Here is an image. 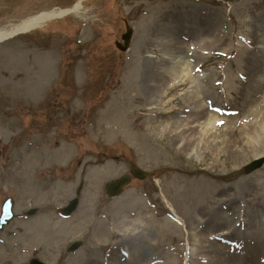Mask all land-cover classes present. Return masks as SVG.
Masks as SVG:
<instances>
[{"label":"rangeland","instance_id":"obj_1","mask_svg":"<svg viewBox=\"0 0 264 264\" xmlns=\"http://www.w3.org/2000/svg\"><path fill=\"white\" fill-rule=\"evenodd\" d=\"M78 2L0 42V206L14 201L0 264H189L192 248L215 264H264V150L246 130L258 115L245 118L264 97V0H0V29ZM171 66L191 73L167 91L154 72ZM195 113L202 141L186 150L175 133ZM229 227L256 257L214 236Z\"/></svg>","mask_w":264,"mask_h":264},{"label":"bare ground","instance_id":"obj_2","mask_svg":"<svg viewBox=\"0 0 264 264\" xmlns=\"http://www.w3.org/2000/svg\"><path fill=\"white\" fill-rule=\"evenodd\" d=\"M79 4L77 3L72 12H77L79 9ZM64 12L63 11H50V12H43L34 16H31L29 18H26L24 20H22L21 22H19L16 25H13L10 27V29H0V38L5 37L10 35L13 32H22V33H26L29 32L35 28L40 27L42 24L48 22L51 19L54 18H60L62 16H64ZM167 29L166 27L161 29L153 38V41L150 44V48L152 50H157L160 48L161 46V41H162V37L164 35H166ZM264 38V36H263ZM251 43V42H250ZM212 45V44H211ZM264 51V50H263ZM262 53V51H261ZM263 59L260 58V60H257V64L259 65L258 67H256L259 70V73H261L260 78L264 77V53L262 54ZM174 62H177L180 60V55L178 53V51H173V53L170 56ZM185 60H183L182 64L183 66L185 65ZM257 66V65H256ZM189 67H181V66H176V67H169L166 70H161V68H156L155 70V74L156 76H158L161 80H163L164 78L167 79V81L165 82V90H171L172 88L179 86L180 83H182L183 81L187 80L189 78V75L191 73V71L188 69ZM231 76V77H230ZM230 76H226L224 75V83L222 85V87L224 88L225 85H228L233 81V74H231ZM218 77L217 78H212V80H216L218 81ZM217 86V85H215ZM127 88V87H126ZM218 91V86L216 88ZM241 89H239L240 91ZM132 100L135 101L137 100L136 97H132ZM173 102V99H169L166 101V104H169ZM137 112V115H136ZM146 111L144 109H140L139 111H133L132 113L135 114V116L137 117V120L140 119L142 120V117L145 116ZM253 113L258 115V118H256L255 122L249 124L248 126H246V130L247 132H251L253 131L252 135L255 134L256 136V141L258 146V150H264V97H262L260 100H255L253 102V105L249 108V110L247 111V113L245 114V118L247 119H251L253 116ZM109 116V115H108ZM106 118H109L106 116ZM112 119V118H111ZM202 117L199 114H194L193 117H191V120L186 121V123L184 125H182L181 129L179 132L175 133V138H176V142L181 145L184 149L186 150H192L194 148H196L197 146H199L201 140V136L198 135V131L197 129H200V125L202 124ZM142 126V122H138V123H134L133 127L135 129H140ZM164 128V127H163ZM251 128V130H250ZM110 131V130H109ZM112 132V131H111ZM175 132V131H174ZM203 145V146H202ZM201 146L203 148L201 149H207L205 144H202ZM210 224V220L208 219L207 221L204 222L205 228L207 227V225ZM236 226L240 229H243L244 226V220L243 217H238L235 221ZM218 233V232H217ZM203 232L200 231L198 232V238H200V236L202 235ZM215 237L219 238L221 236H229V237H233L231 241H229L231 245L234 246H238V249H241V254H243V256L247 255L244 257V259H246L245 261L249 260L250 257H256V248H254V246H252V244H247L244 245L245 242L243 241V238H241L240 236H236L235 233L230 230L229 228H225L222 231L220 230L218 234H214ZM258 243H263L264 242V230L261 229V232L259 233L258 236ZM226 238H223V240ZM148 244L149 246L153 247L155 245V240L156 237H148ZM216 242H218L219 240H215ZM196 242H198V240H196ZM256 242V245H257ZM250 247V248H249ZM255 249V250H254ZM4 249H0V251H3ZM194 248H192L191 250H189V260L188 263L189 264H215L216 263V259H214V256L212 257L211 254L208 256V254L203 253V252H194ZM113 264H121V262H123V260L120 258L115 257L114 259H112ZM242 263V262H241ZM123 264V263H122ZM223 264H225L223 262Z\"/></svg>","mask_w":264,"mask_h":264},{"label":"water","instance_id":"obj_3","mask_svg":"<svg viewBox=\"0 0 264 264\" xmlns=\"http://www.w3.org/2000/svg\"><path fill=\"white\" fill-rule=\"evenodd\" d=\"M73 10V9H72ZM64 12V14H67L69 12H71V10H62ZM124 26H125V32L120 36V40L121 42H115L116 47L120 50V51H126L131 38H132V28L128 25V23L126 21H124ZM20 32H13L8 36L2 37L0 38V42L4 41L8 38H11L12 36L18 34ZM130 175L134 178L137 179H143L146 176V173L140 171V170H132L130 172ZM129 177L128 176H124L121 177L119 180L115 181V182H111V183H107L105 185V190L108 193L109 196H113L115 195L119 190H121V188L123 186H125L126 184H128L129 182ZM13 199L11 197H6L1 206H0V230H2L4 227H6L9 222L12 220L13 218ZM74 207V204H71L67 207V212L69 213L72 208Z\"/></svg>","mask_w":264,"mask_h":264}]
</instances>
